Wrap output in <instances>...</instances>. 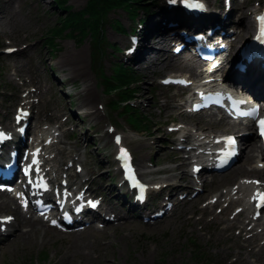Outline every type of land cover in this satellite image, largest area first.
<instances>
[{
  "label": "rangeland",
  "instance_id": "1",
  "mask_svg": "<svg viewBox=\"0 0 264 264\" xmlns=\"http://www.w3.org/2000/svg\"><path fill=\"white\" fill-rule=\"evenodd\" d=\"M30 0H23L22 5L23 9L19 12V15L13 22H9L4 25H0V37L4 40H9L12 43L13 47H18L20 45H27L29 48V52L33 56H37L39 53H44L45 65L39 66V71L42 74V78L47 82H52V73L56 76L67 77V72H61L59 70L58 59L60 57L59 52H55L53 54L47 53V50L42 47L41 35L45 34L49 28L53 27L56 23V16L54 20L49 22H44V18H42V22L38 20L36 14L38 10L34 7H30ZM87 0H70L69 6L72 10L78 11L82 9ZM144 4H147V0L143 1ZM44 5L46 9H49V5L47 1H44ZM18 9V5L15 6ZM57 13V14H56ZM55 15H60L63 17L66 12H56ZM126 12L122 9L112 12L109 15V19H117L121 21L125 26H130V22L128 20V16L125 14ZM47 20V18H45ZM105 36L107 41L110 44H117L119 47H125V39L121 34H114L108 27L105 28ZM25 38V42L19 44L21 39ZM19 44V45H18ZM57 48H65L66 45L70 46V48L82 49L85 53V65L87 72L90 73V78L93 80L92 83H95V87L98 91V99H95L93 104H90L85 98H83V88L85 83L79 77H72L71 81L78 80L79 83L83 82L78 88H75L76 96H72L73 109L80 107L78 112L83 114L84 109L83 106L89 103L91 107H95V104L99 99L102 100V103L106 104L108 99L104 95L102 87L97 84V77L89 71L88 65L89 61V49H90V40H85L81 46H78L72 40H68L65 38H60L55 41ZM32 45V46H31ZM106 53V52H105ZM57 56L54 59V62L51 65V70L49 69V64L47 63L48 59ZM117 56V55H115ZM1 57V56H0ZM23 59V65L28 66L29 60L27 54L17 55ZM105 54L102 57V69L106 74H111V65L115 63L113 59H111V55ZM13 59L11 58H2L1 61L4 62L2 65L3 72L9 73V77L2 78L0 73V84L4 86L3 90L7 91L9 89L15 88L17 83L14 82V77L10 75L8 70V63ZM183 60V59H182ZM40 63V62H39ZM38 65V64H37ZM136 73L137 69L132 67ZM143 69V68H142ZM169 71H174L177 74L187 73L188 70L178 68H171L165 70L164 67L159 69L155 75H153V69L144 70V75H147L148 79L141 78L142 84L146 82L145 86H143L142 92H146V102L151 101V107L143 109L140 107V112L149 117L152 123L151 135H148L145 132H139V136L133 139L129 146L133 150L137 160H151L155 164H157V168H153L150 171L155 170H165L166 174L163 175V172L160 174H149L147 179L155 178V179H167L171 174L172 170L177 166V161L173 163V157L168 155V151L165 150V138L167 136L166 126L168 124H172L171 122H178L180 118L178 115V111H171L166 109V104L169 102L173 105L177 103V95L183 94L180 91L167 90V89H156L154 86L156 79H159L160 76H163L165 73ZM22 73V72H19ZM61 73V74H60ZM150 75H153L149 77ZM155 76V77H154ZM156 78V79H155ZM19 82V81H18ZM55 88L57 87V83L52 84ZM156 86V85H155ZM54 92L58 95V106L61 108H69L68 99L64 97L62 94L58 93L55 89ZM189 93H186L188 95ZM51 94L50 92L44 96V108L48 107L50 104ZM62 99V100H60ZM173 101V102H172ZM1 106L7 108L11 103L10 102H1ZM82 106V107H81ZM174 106V105H173ZM166 109V110H165ZM107 119L111 122H116L117 126L122 129H126L125 120L123 118H118V116H114L112 112H106ZM181 113V112H180ZM188 117V116H187ZM71 119V118H70ZM183 119V118H182ZM187 123L198 127L199 129L208 132V133H216L220 132H231L232 128L226 124H221L219 127H215L212 124H207V120L203 116L198 117H188L185 120ZM102 120L99 119L97 122L89 121L88 116H80L78 119L73 120V124L78 125L76 131L69 138L68 143L73 145L75 142H78L79 137L82 135L88 123H90L91 132L95 137L102 136V131H96L93 127H100ZM106 124V123H105ZM84 127V128H83ZM104 128V127H103ZM102 144L97 143L94 144H84L79 147V152L85 153L88 156V160L92 163L97 161V156L95 155L96 149L101 148ZM105 146V144H103ZM105 151L108 153V149L105 148ZM105 153H99V156H103ZM66 157V156H65ZM173 163V164H172ZM251 162H244L241 159L235 166L234 169H238L241 165L246 166ZM188 166L186 167L187 170ZM170 169V171H168ZM180 170V169H176ZM252 175L244 170L238 173L231 174L230 177L219 184L220 179H216L213 184L210 185L213 192L220 191L221 188L225 186H230L237 178L241 176L248 177ZM179 176V173L177 174ZM252 177V176H251ZM170 179V178H169ZM207 186V189L210 188ZM193 205L181 204L178 207L177 215H172L169 217L167 221L163 223H158L154 227H145L140 222L138 224H131L127 228L123 230H119L116 234H124L126 237L122 239H117L116 237L108 236L107 233L104 235L102 232L98 233L95 242L102 239V242L110 241V243L105 248H91L90 252L92 254L101 253L99 260L96 263L90 262L89 258L80 259L79 257H73L70 253H72V249H69L68 252L66 247H68L72 243L73 236H63L57 234L53 231H47L41 239L42 232L40 236L34 240L32 244L25 245L21 244V247H18L17 250L12 246L11 248H7L0 254V264H157L160 257L164 261L163 264H185L187 259V253L183 248V244L189 236H192L199 240V242L205 246L210 252L216 255L219 259H224L228 256L235 255L240 251L243 255V259L241 256L238 261L234 264H260L264 262V250L260 254L251 255L249 250H244L242 245L238 240L230 237L232 236V231L227 233L222 232V228L225 227V224H217L216 221L206 224V219L200 222H196L193 219H186L185 216L191 213H195ZM175 211V212H176ZM198 213L194 215L197 216ZM86 241H92L93 236L91 234H83L82 235ZM97 249V250H95ZM15 250V251H13ZM42 252H46L48 254V258L46 262H38L36 258ZM66 253V255H65ZM244 261H246L244 263Z\"/></svg>",
  "mask_w": 264,
  "mask_h": 264
},
{
  "label": "bare ground",
  "instance_id": "2",
  "mask_svg": "<svg viewBox=\"0 0 264 264\" xmlns=\"http://www.w3.org/2000/svg\"><path fill=\"white\" fill-rule=\"evenodd\" d=\"M21 0H0V24L4 25L6 23L12 22L15 18V15L11 9L14 4H18ZM42 0H30L31 4L41 2ZM246 10L245 6H240L239 9H234L232 12H229L227 14V18L225 21H222L221 18V12L217 11V14H214L213 16H210L209 24H217L220 26V32L224 31L225 33H229V29L232 28V25H234V20L232 19L233 16L236 15V13L242 12L244 13ZM172 20L171 17L167 16L164 8L160 5L152 3L149 9V13L146 15V25L145 27L138 33V43L135 49V54L133 57L129 58L130 63L134 65V68L137 69V73L145 79L147 78V75H144V70H151L153 69L152 73L153 75L156 74L157 71H159L162 66L165 70L171 69V68H181L185 70H189L190 73L193 75V78L195 80H199L200 74L202 73V70L204 68L203 64L200 62H197L195 59H192L191 57H185L183 60H179L177 58L172 57L169 50L175 46V40L173 39V31L168 29L166 25H164V22H170ZM246 26V29L250 27V22L246 19H244L243 22ZM165 31L166 33L163 34L162 32ZM238 30H235L234 37H236V41L243 40L245 38L246 31L237 32ZM228 38H231L229 36ZM20 53H23L20 52ZM43 61H41V64ZM58 67L61 72H67L71 76L80 77L83 82L86 84L84 86V93L83 98H85L90 104L94 103V99L97 98L96 93L92 90L89 82L90 78L85 72V61H84V51L82 49L76 50L75 48L66 47L64 51H62L60 58L58 60ZM143 68V69H142ZM236 77L241 80H246L248 75L245 71V73H239L234 71ZM153 75H148L149 77ZM155 77V76H154ZM200 81V80H199ZM197 81V82H199ZM48 89L45 90V92ZM141 97L144 99L146 95L142 94ZM168 109L172 110H178L179 107H171L169 104L166 105ZM87 111H91L93 107L87 106ZM89 116H98L97 110H94L92 112H89ZM206 118L209 119V122H215L220 126V124L224 123L223 121L217 122L214 121V116L212 113H208ZM209 124V123H207ZM200 136V134L198 135ZM90 135L86 132L83 135L84 141H91ZM204 138L200 139V141H203ZM206 139V138H205ZM248 139H254V135L248 136L245 138V140ZM195 141H199L198 139H195ZM249 152L251 154H256L257 149L255 147V144L252 142L250 143ZM253 157L247 158V160L252 159ZM102 169L100 173H96L94 178L91 180L92 183H97L102 190L107 191L108 193H111L114 188L112 186H109L106 184L109 178V171L106 173H102L103 169H105V165H102ZM55 167V165L53 166ZM245 170V167H241L240 171L242 172ZM253 172L260 175L262 177L263 170H257L252 169ZM223 179V178H222ZM192 182L189 180V184ZM107 185V186H106ZM176 192L179 190L178 187L173 188ZM232 190H229L227 193H230ZM227 195V194H226ZM226 195H220L218 197V201H221L222 197H225ZM119 200L117 196H114V199L111 200V203H115ZM242 201V200H241ZM12 203V201L9 198H6L5 202H2L0 204V210H5L8 205ZM126 204V205H125ZM122 203L118 208L113 210V213L115 217L118 219V221H121V226L126 227L128 224V221L124 220L125 214L123 213L124 208H128L129 212H132L136 210L131 204L128 203ZM15 211L16 208H13ZM246 210L243 211L241 215H245ZM26 216V214H24ZM21 218L22 216L19 215ZM261 223V222H260ZM22 226H28L29 228L26 231H18L17 233L7 234V236H10V238L0 239V244H4L5 246H17L19 243H32L33 238L38 230V228H43V222L40 220H25L22 219V221L17 223V228H21ZM229 228V225L226 227V229ZM241 232L244 231L243 228L240 229ZM83 233H75L72 244H70V248L72 249L73 256H78L80 258L87 257L89 258L88 249L90 246H94L93 242H86V239L82 237ZM258 235L253 233V238H256ZM104 245L101 244L98 248L103 247ZM251 254L255 255L254 251H251ZM66 255V253H65ZM93 261H98L97 257L92 259Z\"/></svg>",
  "mask_w": 264,
  "mask_h": 264
},
{
  "label": "snow or ice",
  "instance_id": "3",
  "mask_svg": "<svg viewBox=\"0 0 264 264\" xmlns=\"http://www.w3.org/2000/svg\"><path fill=\"white\" fill-rule=\"evenodd\" d=\"M170 2L175 3L176 0H170ZM183 2L185 3V6L188 8H192V9H202L203 8V5L201 3H199V0H183ZM257 20L260 23V34L256 37V39L259 40L261 43H264V14L257 17ZM9 51H13V50L10 49ZM165 82L168 83L169 81H165ZM177 83H185V82L184 81H177ZM242 103H244V101L234 102V106H236L235 107V114L237 116L252 117L253 119H255V116L257 114V109L252 108L249 111H241L237 105L242 104ZM258 126L260 129L261 137H264V120L258 121ZM117 143H119V138H117ZM226 143L228 146V151L226 153H224V162H226V160L230 156L235 155V143H236L235 139L233 137H228V138H226ZM120 158L125 160V161H127V159H128L127 152L123 149H121V157ZM32 163H33V165H37V171H38L39 161L34 158ZM125 166H126V168H128L129 171H131L130 167L127 165V163ZM27 171L28 170H26V174H27ZM30 183H31V181H30ZM254 183H258V182H254ZM36 186L38 188H45V189L47 188V185L44 183L42 177L40 178V181ZM139 187H141V192H143L142 186H139ZM253 199L258 201L257 208L264 206V193L257 192L254 195ZM22 203L24 204L25 207L27 206L26 201H22ZM8 220H11V217L5 218L4 222H6ZM53 223H55V222L53 221Z\"/></svg>",
  "mask_w": 264,
  "mask_h": 264
},
{
  "label": "trees",
  "instance_id": "4",
  "mask_svg": "<svg viewBox=\"0 0 264 264\" xmlns=\"http://www.w3.org/2000/svg\"><path fill=\"white\" fill-rule=\"evenodd\" d=\"M122 1L123 0H90L86 7V11L83 12L82 15H79L77 13L69 14L67 16L65 15L64 20L61 22L60 27L55 26L52 29V32H54L55 34H60L65 29H68L71 34L75 35V32L76 31L81 32L85 28L88 22L89 23L93 22L96 19V17L99 15V12L105 13V8H111L113 6H118L119 4L122 3ZM143 1L144 0H137V2L140 4V7L143 6L142 4ZM84 15L87 16L86 19L83 18ZM75 21H77L76 25H74L73 23L70 24L71 22H75ZM49 42H50V39H49ZM119 78L121 82L124 84H128L129 82H132L131 79H133V81L136 80V77L133 74L119 75ZM139 121L148 130L152 128L151 126L152 124L147 117H143L139 119Z\"/></svg>",
  "mask_w": 264,
  "mask_h": 264
}]
</instances>
